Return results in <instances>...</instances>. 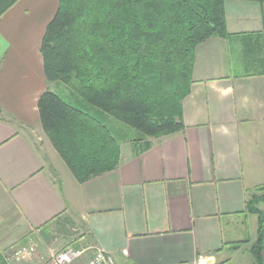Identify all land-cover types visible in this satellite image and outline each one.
Masks as SVG:
<instances>
[{
    "label": "crops",
    "instance_id": "crops-1",
    "mask_svg": "<svg viewBox=\"0 0 264 264\" xmlns=\"http://www.w3.org/2000/svg\"><path fill=\"white\" fill-rule=\"evenodd\" d=\"M57 7L17 0L0 16V223L14 221V241L24 228L55 250L95 248L113 264L239 260L257 231L246 200L264 194V3L226 0L227 36L195 47L182 131L111 132L117 167L84 183L53 149L37 110L53 89L39 47Z\"/></svg>",
    "mask_w": 264,
    "mask_h": 264
},
{
    "label": "trees",
    "instance_id": "trees-1",
    "mask_svg": "<svg viewBox=\"0 0 264 264\" xmlns=\"http://www.w3.org/2000/svg\"><path fill=\"white\" fill-rule=\"evenodd\" d=\"M15 1L0 0V16ZM225 1L58 0L39 47L53 89L39 96L37 110L44 135L77 182L117 167L120 149L109 118L142 139L182 131L194 49L227 36ZM58 83L69 90L67 100L55 91ZM259 203L264 194L246 200L257 216L251 264H262L264 249Z\"/></svg>",
    "mask_w": 264,
    "mask_h": 264
},
{
    "label": "rangeland",
    "instance_id": "rangeland-1",
    "mask_svg": "<svg viewBox=\"0 0 264 264\" xmlns=\"http://www.w3.org/2000/svg\"><path fill=\"white\" fill-rule=\"evenodd\" d=\"M57 86L58 87L55 88V91L57 93H59L60 95H62V97L67 100L69 93H67L66 90H68V89H66V87H64L61 83L60 84L58 83ZM106 124H107V127L110 129V131L115 136L118 134H124L126 136L132 135V134L139 135V133L136 130H134L133 128H131V127L125 125L124 123L117 121L113 118L107 119ZM119 149H120V146H119ZM58 164L59 163L55 164L57 168H58ZM260 205L264 206L263 204H260ZM15 226H16V224L14 223V221L12 219H7V221L0 223V264H18L21 261L26 262V263H32V264H43L50 258V256L52 254H55L56 252L63 249L62 248L60 250H55L53 245H48L47 244L48 242L45 239H43L41 237L40 238L35 237L37 235L31 236L27 232V230H25L24 228H23V232H22L21 241H19V240L14 241L12 239L13 237H11L10 234L13 233V229ZM16 229H17V227H15L14 230H16ZM17 231H18V229H17ZM9 241H11V242L9 243ZM74 241L76 242V240H74ZM73 244H68L64 248H77V249H85L86 248L85 246H80V245L77 246V245H73ZM249 247L250 246H248V245L241 247V249L238 252L239 253V255H238L239 260L237 259L232 264H251L253 258L249 252ZM24 248L26 251H24V257L25 258L23 260H21V261L13 260L10 262H8L6 260V256H7L6 254H11L17 250H23ZM47 249H49L48 254L46 257H44L45 253H47L46 252ZM85 250L86 251L84 252V254H83L82 258L79 260V262H81V260L83 258L85 259V258H87V256L90 255L91 248H86ZM1 260H3L4 263Z\"/></svg>",
    "mask_w": 264,
    "mask_h": 264
},
{
    "label": "built area",
    "instance_id": "built-area-1",
    "mask_svg": "<svg viewBox=\"0 0 264 264\" xmlns=\"http://www.w3.org/2000/svg\"><path fill=\"white\" fill-rule=\"evenodd\" d=\"M24 251H26L25 248L23 250H17L11 254H6V260L8 262L13 260L21 261L25 258ZM85 251V249L64 248L55 254H52L50 258L43 264H73L75 262H79ZM18 264L32 263L21 261ZM82 264H113V259L110 255L94 248L91 249L90 255L84 259Z\"/></svg>",
    "mask_w": 264,
    "mask_h": 264
}]
</instances>
